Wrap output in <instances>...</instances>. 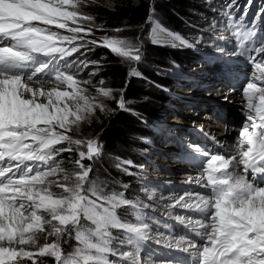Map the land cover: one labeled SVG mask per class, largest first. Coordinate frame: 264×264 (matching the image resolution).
I'll return each instance as SVG.
<instances>
[{
    "label": "snow or ice",
    "instance_id": "obj_1",
    "mask_svg": "<svg viewBox=\"0 0 264 264\" xmlns=\"http://www.w3.org/2000/svg\"><path fill=\"white\" fill-rule=\"evenodd\" d=\"M84 4L85 0H0V264H40L43 257L54 258L55 264H143L142 242L152 231L143 210L152 205L129 200L123 192L98 189L89 179L92 164L85 161L98 158L102 144L69 135L74 126L90 122L97 110L111 111L98 97L115 100L125 109L122 92L117 98L112 88L103 87V79L96 87L91 78L79 77L98 62L88 60L85 52L84 59L69 58L82 48L91 51V45L139 63L141 49L107 35L88 39L94 29L85 22L94 17L82 11ZM238 10L237 0H224L219 14L236 40L229 54H247L252 66L251 76L240 86L244 119L234 150L209 152L198 144L191 146L194 156L205 159L198 165L199 173L185 183L205 191L185 190L169 197L167 216L176 223L165 221L169 234L160 232L156 243L188 255L163 264H264V179L254 180L264 177V5L252 20L247 19L248 6L239 16ZM153 23V43L165 33L180 45L193 46ZM97 71L87 75L93 77ZM140 75L130 68L129 76ZM230 130L226 125L225 131ZM64 152L77 154L70 171L57 159ZM155 196L148 192L147 200ZM121 209L124 217L118 215ZM176 228L179 235L174 234ZM112 229L124 233L117 247ZM73 232L77 246L65 253L61 241Z\"/></svg>",
    "mask_w": 264,
    "mask_h": 264
},
{
    "label": "rangeland",
    "instance_id": "obj_2",
    "mask_svg": "<svg viewBox=\"0 0 264 264\" xmlns=\"http://www.w3.org/2000/svg\"><path fill=\"white\" fill-rule=\"evenodd\" d=\"M97 1H102L109 6L114 4V0ZM199 3L205 11L193 9L188 11L182 22L185 25L183 32H177L172 29L162 14L153 7L150 8L149 15L145 21L124 23L120 27L115 28L121 29L118 32L94 21L85 22L92 23L94 29V35L89 36L88 39L107 35L130 41L141 49L142 60L139 63L125 61L120 57L118 59L127 68L128 74L130 68H135L141 74L140 76L130 77L135 78L139 82L144 104L146 103L148 107L149 105L153 106L154 111L157 112L156 115L149 117L143 114L144 110L142 109L145 106L142 107L141 111L133 110L129 101H125V109H120L115 100L98 97V99H103V102L111 111L101 112L97 110L90 122L85 121L79 127L74 126L69 135L73 136L74 139L86 140L95 138L102 144V154L93 161H85L86 164H92V172L89 179L96 183L98 189L106 194L123 192L129 200H142L152 205V207L143 210L146 221L152 224L151 234L149 233L150 238L143 241L146 246L144 249L150 253H154L151 249H156L158 254L163 252L161 249L163 246L156 243L160 233L157 229H164L163 224L165 221L170 222V224L176 223L167 216L168 209L165 205L171 202L169 197L184 194L185 190L205 191L195 183H185L189 176L195 177L199 173L198 165L205 159L194 156L191 146L198 144L209 152L217 151L212 141L207 138V135L202 134L203 131L200 127L188 122L185 124L178 120L188 116L185 111L193 106L203 109L204 112L206 110L218 119L222 125L229 127L236 126L238 128L241 120L244 119L241 113L242 107L236 104L235 101L226 100L225 97L227 96L223 92L227 89L235 88L241 94L240 86L247 77L251 76L252 66L247 62V54L245 56L229 54L232 52L236 40L230 31L225 30L223 18L219 14L224 0H200ZM237 3L239 10L236 15L239 16L245 10V6H248L247 19L252 20L257 9L264 5V0L256 1V4H253L252 0L251 3H249V0H237ZM85 6L86 4L82 6V11L87 14ZM153 21L187 40L193 46L174 47L153 43L151 38V29L154 26ZM100 26H103L102 31L99 30ZM148 44L167 47L175 51L179 59L162 60L161 58L150 56L146 53ZM89 48H91V51H86V49L82 48L74 57L84 59L81 56V52H85L88 60L98 63L90 65L88 69L80 72L79 77L84 79L91 78L96 87L101 86L97 82L103 79V87L111 88L108 80L103 77L101 63L96 58L99 51L106 50L110 52V50L91 45H89ZM218 48H224L225 51L223 53L219 52ZM218 62L219 64L223 62L220 67H217ZM228 63H238L234 64L239 69L238 74H229L232 66H227ZM222 65L228 68H223L222 70ZM97 69L95 76L89 77L87 75L90 71ZM244 75L245 77L241 80ZM239 77L240 79H236ZM219 79L223 84L220 85L212 81L219 82ZM87 87H89L90 93L95 95V89L91 85H87ZM114 95L117 98L120 96L115 91ZM113 107L129 113L133 116L135 122H132V126L128 128L132 132L126 134L125 137L122 136L121 142L115 143L113 149L110 150L100 140L101 136L93 132L91 122L112 114L114 111ZM235 119L237 120L234 121ZM179 138L182 139L178 141ZM74 154L77 157V154ZM126 161L130 163L126 164ZM117 164L121 166L117 167ZM170 164H177V166L172 167ZM73 168L74 164L72 168L66 170L70 171ZM174 170L175 174L180 176L177 181L170 177L159 176L160 174L170 175ZM122 176L128 177L125 184L120 182ZM189 186L193 188H189ZM151 191H154L156 196L152 201H148L147 193ZM160 197L164 199H160ZM118 211L121 213V217L126 215L123 209ZM176 211L183 214V210L178 209ZM87 223L89 222L82 221L85 227H89ZM173 231L175 233L176 229ZM153 232L158 233V236L157 234L154 236ZM112 233L114 237L113 247H117L124 233L118 229H112ZM163 233L167 236L169 231L164 229ZM74 235L73 232L71 236H65L62 239L61 244L65 253L71 252L77 246ZM51 239L49 238V242ZM44 242L43 234H41L40 243L43 244ZM168 251L167 248L162 255H165V252ZM168 253L170 254L171 252Z\"/></svg>",
    "mask_w": 264,
    "mask_h": 264
},
{
    "label": "trees",
    "instance_id": "obj_3",
    "mask_svg": "<svg viewBox=\"0 0 264 264\" xmlns=\"http://www.w3.org/2000/svg\"><path fill=\"white\" fill-rule=\"evenodd\" d=\"M200 0H114V4L109 6L102 1H85V11L88 15L94 17V22L102 24L110 29H115L127 22L139 23L147 19L149 10L151 7L157 9L165 18L167 24L177 32H183L185 25L182 24L184 17L190 10L205 9L199 3ZM203 1V0H201ZM200 11V12H201ZM146 53L150 56L166 59H179L177 53L168 49L167 47L148 44L146 46ZM97 60L101 63L102 75L108 80L111 88L117 92L118 95L123 94L125 101H129L132 104L133 110L141 111L142 113L154 117L157 112L154 111V107L150 106L142 100L141 87L139 82L130 77L127 68L120 62L118 57L113 53L106 50H101L97 53ZM101 58V59H100ZM148 107V109H147ZM112 114L107 117L98 118L97 121L91 122V129L93 132L101 136V141L106 144L107 147L112 150L115 143L121 142L122 136L132 132L130 126L132 122H135L133 116L129 113L117 109L115 107ZM141 113V116H142ZM142 118V117H140ZM100 122V124H99ZM97 123V124H96ZM81 134V133H80ZM85 134V133H84ZM66 146V145H63ZM60 147V146H57ZM75 157L74 153H61L57 157L62 162V166L65 169L73 167V161ZM116 178V177H115ZM117 179V178H116ZM121 184H125L128 180L127 176L120 178ZM121 214V213H119ZM90 226L89 223H87ZM64 250V249H63ZM31 264V262H28ZM40 264H55V260L51 257L40 258Z\"/></svg>",
    "mask_w": 264,
    "mask_h": 264
},
{
    "label": "bare ground",
    "instance_id": "obj_4",
    "mask_svg": "<svg viewBox=\"0 0 264 264\" xmlns=\"http://www.w3.org/2000/svg\"><path fill=\"white\" fill-rule=\"evenodd\" d=\"M156 26H159V27H162L163 29H165L161 25H156ZM153 28H154V26L151 29V38H152V40H153ZM167 32L168 33H173V32H171L169 30H167ZM158 44L171 45V46L175 45L174 47H184L183 45L179 44L178 40L173 39L171 36L166 35L165 33H161L160 34ZM222 63L223 62H221L220 64H222ZM229 65H233V64L228 63L227 66H229ZM221 68L223 70V68H226V67H223V65H222ZM232 68L235 69V70H233V72L231 74L232 75L233 74H238L236 72V68L234 66ZM212 81H213V83L214 82L215 83H219L220 85L223 84L220 81V79L218 80L219 82H217L215 80H212ZM231 89H227L225 92H223V94L228 97V100L235 101L236 104H238L240 107H242L241 94L238 91H232ZM185 112H186V114L188 116L184 117L181 120L179 119L178 121H182L185 124L187 122L189 124H196L198 127L203 129V133L202 134H206L207 133V138L212 141L213 146H214V148L217 151L228 152V151L234 150V147H235V144H236V138H237V133H236L237 132V128H236V126H230V127L227 126L231 130L230 131H225L226 125H222L219 122V120L216 119L215 117H213L209 112H207L206 110L204 112L203 109H198L196 106H193L190 109H187ZM189 121H192V122H189ZM212 137H215L216 140L220 141V143L217 144L212 139ZM170 166L176 167L177 164H170ZM175 173L176 172L174 170L173 173L170 174V175H168V174H160L159 176L160 177H170V178L174 179V181H177L180 176L178 174H175ZM189 188H193V187L189 186ZM181 195H183V194H181ZM174 197H175V195H174ZM174 234L179 235L180 234V229L176 228V232ZM168 250H169L168 252H171V253L169 254L168 252H165V255H162V257L168 259L169 261H177V260L182 261L184 259V257H186L188 255L187 253H183V252H180L178 250H174V249H171V250L168 249ZM143 251H144V249H143V246H142V252ZM162 262L163 261H161L160 263H162Z\"/></svg>",
    "mask_w": 264,
    "mask_h": 264
}]
</instances>
